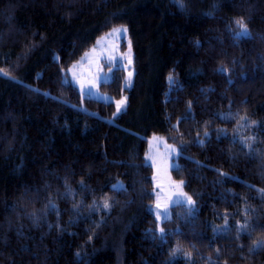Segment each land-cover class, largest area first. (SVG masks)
I'll return each mask as SVG.
<instances>
[{
	"label": "trees",
	"instance_id": "trees-1",
	"mask_svg": "<svg viewBox=\"0 0 264 264\" xmlns=\"http://www.w3.org/2000/svg\"><path fill=\"white\" fill-rule=\"evenodd\" d=\"M118 25L114 116L63 78ZM152 134L195 202L161 237ZM0 264H264V0H0Z\"/></svg>",
	"mask_w": 264,
	"mask_h": 264
},
{
	"label": "rangeland",
	"instance_id": "rangeland-1",
	"mask_svg": "<svg viewBox=\"0 0 264 264\" xmlns=\"http://www.w3.org/2000/svg\"><path fill=\"white\" fill-rule=\"evenodd\" d=\"M246 28V27H245ZM247 30V28H246ZM243 29L239 27L237 34ZM249 34L247 30V35ZM246 35V36H247ZM134 49L126 25H118L98 37L95 44L76 60L64 73L63 81L76 86L82 97L93 98L103 102L115 103L114 116L126 109L127 93L123 92L119 99L100 89L101 84L109 82L116 70L124 72L123 88L130 89L135 75ZM131 73V76L129 74ZM123 101L119 112L117 104ZM84 109L83 105L78 106ZM113 122V119H110ZM180 151L178 147L158 134L147 138L145 162L152 168V184L154 201L149 210L154 215L156 235L162 236V222L171 218L174 205H184L195 209L193 198L184 190V181L173 178L172 171L179 165ZM122 182L113 184L116 189L122 188ZM119 186V187H117ZM191 198L192 203H189Z\"/></svg>",
	"mask_w": 264,
	"mask_h": 264
},
{
	"label": "snow or ice",
	"instance_id": "snow-or-ice-1",
	"mask_svg": "<svg viewBox=\"0 0 264 264\" xmlns=\"http://www.w3.org/2000/svg\"><path fill=\"white\" fill-rule=\"evenodd\" d=\"M241 28L243 29V31L241 33H238L237 35L238 36H246L247 35V30L244 27L242 22H241ZM129 76H131V73L129 74ZM169 79L171 80V76L169 77ZM122 103H123V101H121L120 103L117 104V111L118 112L120 110V106H121ZM117 187H119V186H117ZM188 199H189V203H192L191 198L189 197ZM105 207H108L107 203L105 204Z\"/></svg>",
	"mask_w": 264,
	"mask_h": 264
},
{
	"label": "bare ground",
	"instance_id": "bare-ground-1",
	"mask_svg": "<svg viewBox=\"0 0 264 264\" xmlns=\"http://www.w3.org/2000/svg\"><path fill=\"white\" fill-rule=\"evenodd\" d=\"M240 247H241V246H240ZM255 252H256V251H255ZM255 252H254V253H255Z\"/></svg>",
	"mask_w": 264,
	"mask_h": 264
}]
</instances>
